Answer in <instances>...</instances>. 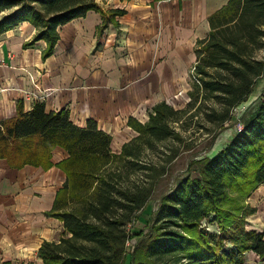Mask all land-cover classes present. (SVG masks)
Segmentation results:
<instances>
[{
    "label": "trees",
    "instance_id": "16d2710c",
    "mask_svg": "<svg viewBox=\"0 0 264 264\" xmlns=\"http://www.w3.org/2000/svg\"><path fill=\"white\" fill-rule=\"evenodd\" d=\"M89 11L100 12L92 0H0V35L28 22L36 29L29 44L44 41L47 58L58 28ZM208 25L206 38L196 45V83L186 107L160 102L147 122L129 119L136 136L119 154L112 153L110 136L95 122L80 128L67 112H46L43 105L26 113L18 107L15 118L0 122V160L12 169L47 171L56 147L67 153L55 165L65 181L46 213L62 222L63 231L57 243L39 248L42 264H244L247 252L264 259V234L244 230L255 213L246 200L264 183V89L240 131L214 154L193 160L188 171L196 175L177 180L160 198L146 233L128 228L165 172L163 163L150 161L152 151L166 141H184L174 126L182 129L196 118L216 138L264 76V60L256 57L264 48V0H228ZM208 222L216 232L208 233ZM130 234L139 239L126 255Z\"/></svg>",
    "mask_w": 264,
    "mask_h": 264
},
{
    "label": "crops",
    "instance_id": "0c3cea01",
    "mask_svg": "<svg viewBox=\"0 0 264 264\" xmlns=\"http://www.w3.org/2000/svg\"><path fill=\"white\" fill-rule=\"evenodd\" d=\"M92 1L100 12L59 27L47 58L44 41L29 44L36 29L28 22L0 35V122L15 118L18 107L26 113L43 105L46 112H67L80 128L95 122L119 154L136 136L129 119L143 124L158 103L180 109L188 101L197 42L228 0ZM66 158L56 147L47 171L12 169L0 160V264H42L41 245L59 241L63 224L46 213L65 181L55 165ZM257 190L264 195V183ZM249 230L264 234V228ZM243 258L264 264L252 252Z\"/></svg>",
    "mask_w": 264,
    "mask_h": 264
},
{
    "label": "rangeland",
    "instance_id": "374dc122",
    "mask_svg": "<svg viewBox=\"0 0 264 264\" xmlns=\"http://www.w3.org/2000/svg\"><path fill=\"white\" fill-rule=\"evenodd\" d=\"M256 57L258 59L264 60V48L257 52ZM195 75V72L191 70V86L193 83H196ZM263 89L264 76L255 84L253 93L248 98V100L233 111V120H231L227 127L221 130L219 133L217 130L215 131L218 133L216 138H214V131L212 130L211 126L207 125L206 122H203L201 120L197 121L196 118H194L193 122L186 120V124H184V128L182 129L178 128L180 123L174 126L175 128H177V131H180V133L183 135L184 141L181 143L166 141L165 143L158 145L156 150L152 151L150 155V161L152 163H163L165 165V172L157 181L155 190L152 193L151 198L147 202L146 207L143 211L137 214L139 220H134V224H131L128 227L130 230H143L144 234L146 233L150 217L156 210L160 198L171 191L177 180L184 178L187 175H196L195 171H188L189 164L193 160L214 154L221 146L225 145L228 142L233 134L238 131L237 128L239 126L242 127L243 122H245L253 112L255 105L259 102V99L262 96ZM188 102L189 98L188 101H186L185 105H183V107L181 108L184 109ZM206 104H208V102ZM206 104L203 106H206ZM189 114H187L185 118ZM200 125L203 126L202 129L198 128L200 127ZM173 154L175 155L174 159H167V156ZM131 177L134 178L135 174H132ZM256 190L253 191L246 200L247 207L250 209H254L255 213L251 215V217L249 216L250 218L248 217L251 226H246L244 230L251 229L252 227H255L256 229L264 228V195ZM249 205H253L255 208ZM209 223L210 222L205 223V226L209 228L207 230L208 233L216 232V227L212 224L210 225ZM138 239V236L134 238L131 237L126 242V255H130L131 252H133L134 246L137 243ZM126 264H129L128 260Z\"/></svg>",
    "mask_w": 264,
    "mask_h": 264
},
{
    "label": "built area",
    "instance_id": "2783aa9c",
    "mask_svg": "<svg viewBox=\"0 0 264 264\" xmlns=\"http://www.w3.org/2000/svg\"><path fill=\"white\" fill-rule=\"evenodd\" d=\"M192 71H194V68L192 69ZM26 94V93H25ZM25 98H27V96H25ZM241 126H239L237 129H238V131H240V128Z\"/></svg>",
    "mask_w": 264,
    "mask_h": 264
}]
</instances>
